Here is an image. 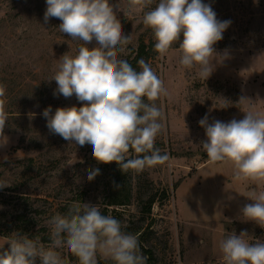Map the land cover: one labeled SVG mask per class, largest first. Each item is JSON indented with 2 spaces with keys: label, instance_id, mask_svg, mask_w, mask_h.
I'll return each instance as SVG.
<instances>
[{
  "label": "rangeland",
  "instance_id": "obj_1",
  "mask_svg": "<svg viewBox=\"0 0 264 264\" xmlns=\"http://www.w3.org/2000/svg\"><path fill=\"white\" fill-rule=\"evenodd\" d=\"M118 2L123 34L131 40L118 58L136 71L141 70L139 60L148 62L169 93L155 102L165 113L155 146L169 159L142 171L121 170L116 162H97L91 145L81 147L50 132L42 116L45 108L51 106L54 114L59 107L85 103L75 95L54 96L57 84L49 81L58 59L66 52L75 55L82 41L62 33L57 18L45 23L46 0H0V84L5 86L0 100L8 115L0 180L11 185L0 189V248L9 247L6 241L15 231L47 246L49 219L81 201L96 205L101 214L118 219L123 231L135 234L146 264H224L219 242L232 232L246 231L250 241L264 242V228L243 220L240 212L253 203L252 192L264 191V183L237 181L232 164L210 162L199 121L206 114L209 123L243 119L247 105L239 104L241 96L264 112V0H203L219 21H231L214 45L227 58L213 61L214 71L206 80L199 78L198 68L180 64L179 42L164 56L154 50L153 33L142 18L158 0L132 12L128 0ZM141 44L147 49L139 58ZM136 155L130 150L127 157ZM96 168L100 174L89 181V171ZM151 199L155 201L147 212ZM58 251L66 264H78L67 248ZM97 261L113 264L99 254Z\"/></svg>",
  "mask_w": 264,
  "mask_h": 264
},
{
  "label": "clouds",
  "instance_id": "obj_2",
  "mask_svg": "<svg viewBox=\"0 0 264 264\" xmlns=\"http://www.w3.org/2000/svg\"><path fill=\"white\" fill-rule=\"evenodd\" d=\"M46 4L45 23L57 18L62 33L82 41L75 55L66 52L58 59L49 80L57 84L53 95L66 99L75 95L85 102L81 107H59L54 114L51 106L45 108L42 116L50 132L81 147L91 145L97 162H116L121 170L142 171L167 161L168 155L155 146L165 127V113L155 102L169 93L148 62L139 60L141 70L136 71L127 60L118 58L131 43L118 18V0H46ZM152 4L153 0H128V9L143 10ZM142 24L151 29L154 50L161 56L179 42L180 64L186 69L198 68L202 80L214 71L217 57L227 58V52L217 53L214 45L223 39L231 21H219L203 0H158L144 12ZM4 96L5 86L0 84V98ZM239 104L247 105L243 119L209 123L206 114L199 121L207 137L201 144L210 162L232 164L235 180L264 183V112L244 96ZM7 120L0 100V147L7 144ZM130 150L138 155L128 158ZM98 174L99 168L93 169L87 178L91 181ZM9 186L0 180V189ZM250 200L253 203L240 209L241 217L264 228V191L252 192ZM48 224L47 246L38 237L11 233L6 241L9 247L0 248V264H36L37 258L39 264H66L58 251L62 248H67L78 264H98V254L113 264H146L138 237L123 231L118 219L101 214L96 205L73 201ZM248 236L246 231L239 235L232 232L219 242L224 264H264V242H252Z\"/></svg>",
  "mask_w": 264,
  "mask_h": 264
},
{
  "label": "trees",
  "instance_id": "obj_3",
  "mask_svg": "<svg viewBox=\"0 0 264 264\" xmlns=\"http://www.w3.org/2000/svg\"><path fill=\"white\" fill-rule=\"evenodd\" d=\"M146 49H147V46L145 44H141L140 47H139V53H138V57L141 58L142 56H144L146 54ZM154 199H151L148 206L145 208L147 212H150L151 211V207L154 203Z\"/></svg>",
  "mask_w": 264,
  "mask_h": 264
}]
</instances>
